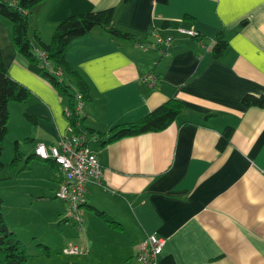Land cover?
<instances>
[{"label": "crops", "instance_id": "0c3cea01", "mask_svg": "<svg viewBox=\"0 0 264 264\" xmlns=\"http://www.w3.org/2000/svg\"><path fill=\"white\" fill-rule=\"evenodd\" d=\"M108 7L113 25L134 41L94 26L64 50L88 86L80 127L91 132L87 146L101 170L98 182L84 186L81 255L93 264H137L139 244L153 234L165 239L158 264H264V108L241 104L244 94H264V0H41L28 15V34L48 42L64 17ZM177 27L195 29L200 42ZM151 28L172 35L168 53L137 46L151 42ZM217 34L227 46L215 59ZM0 55L9 77L30 92L7 106L11 155L15 145L20 153L16 178L32 176L23 185L26 200L54 197L60 173L33 148L72 134L66 98L27 69L1 18ZM145 73L157 75L153 86L141 83ZM169 98L183 109L166 128L101 144L112 126L136 121ZM225 126L232 132L217 150ZM62 210L59 202L57 214Z\"/></svg>", "mask_w": 264, "mask_h": 264}, {"label": "trees", "instance_id": "16d2710c", "mask_svg": "<svg viewBox=\"0 0 264 264\" xmlns=\"http://www.w3.org/2000/svg\"><path fill=\"white\" fill-rule=\"evenodd\" d=\"M40 1L0 0V18L8 22L11 43L15 50L26 59L27 69L43 78L57 95L66 98L67 106L64 110L69 112L67 118L72 133L78 134L83 131L86 135H91V132L80 127L82 117L75 110L77 94L81 96L80 100L83 104L88 102V86L80 74L65 61V46L70 40L86 34L94 26L103 28L111 37L117 39L134 41V35L113 25L114 10L113 7H108L64 17L55 25L48 42L42 41L37 34H34L30 40L28 37V15ZM148 37L151 41L149 31ZM187 37L194 38V36ZM136 42L142 41L137 40ZM226 46L227 41L223 35L217 34L211 46L212 58H219ZM37 51L43 54V60ZM29 95L30 92L27 88L9 77L0 55V142L7 133L8 104L10 102H24ZM241 104L245 107L264 108V94L258 96L244 94L241 97ZM182 109L183 106L178 100L169 98L136 121L112 126L104 133L105 138L101 140V144L113 142L126 136L161 131L175 119ZM28 120L32 121V118L29 116ZM231 132L232 127L230 126H225L221 130L215 143L217 150H222L225 147ZM104 134L102 133V135ZM1 152L2 147L0 146V157ZM19 155L15 145L10 160L11 166L17 164L20 159ZM28 159L29 157L25 159V162ZM3 165L0 161V167ZM1 206L2 199L0 198V264H26L27 255L24 246L8 228L1 213ZM84 207H86L85 204ZM88 208L109 226L117 227V223L103 211L93 206ZM40 247L42 250H48L44 245H40Z\"/></svg>", "mask_w": 264, "mask_h": 264}, {"label": "rangeland", "instance_id": "374dc122", "mask_svg": "<svg viewBox=\"0 0 264 264\" xmlns=\"http://www.w3.org/2000/svg\"><path fill=\"white\" fill-rule=\"evenodd\" d=\"M32 36L28 34L30 40ZM13 136L14 129H9L0 142L2 147L0 161L4 164L0 167L1 213L8 228L24 246L26 264H93L89 254L83 257L81 254L61 251L68 242L67 247L76 245L81 248L82 231H77L71 221L62 220L64 204L62 212L57 214V207L61 201L53 197V193H46V197L34 196L31 200H26L28 187L25 188L23 185H28L32 181V176L19 174L16 178L19 163L10 165L13 156L11 155ZM37 173L33 167V177H36ZM44 240L49 242L50 246ZM40 245L46 246L48 250H42Z\"/></svg>", "mask_w": 264, "mask_h": 264}, {"label": "built area", "instance_id": "2783aa9c", "mask_svg": "<svg viewBox=\"0 0 264 264\" xmlns=\"http://www.w3.org/2000/svg\"><path fill=\"white\" fill-rule=\"evenodd\" d=\"M176 33L184 36L197 37L200 42L199 33L190 27H177ZM151 42H136L142 50L149 48H160L161 53H168L172 42L171 34L161 35L158 29L149 30ZM39 57L43 60V54L39 51ZM46 65V64H45ZM141 83L151 87L157 81V75L152 73L142 74ZM76 112L82 106L81 96L76 95ZM65 116L69 112L64 110ZM88 137L85 132L70 134L61 137L54 144L44 145L37 143L33 148V154L42 160H50L58 169L61 180L54 191V197L64 205L62 220H69L76 229L81 228L83 222V210L85 204L84 186L87 182H98L101 176L99 162L95 154L87 146ZM165 242L164 238L148 234L139 244L135 259L137 264H158L157 258ZM64 253L84 254L85 250L76 245L66 246L62 249Z\"/></svg>", "mask_w": 264, "mask_h": 264}]
</instances>
